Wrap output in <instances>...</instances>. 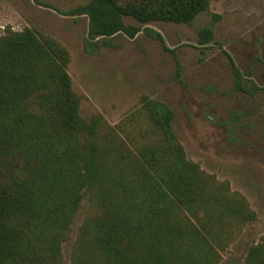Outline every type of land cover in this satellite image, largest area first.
<instances>
[{
    "label": "trees",
    "instance_id": "obj_1",
    "mask_svg": "<svg viewBox=\"0 0 264 264\" xmlns=\"http://www.w3.org/2000/svg\"><path fill=\"white\" fill-rule=\"evenodd\" d=\"M208 8L209 0H87L69 14L88 17L85 47H97L141 30L126 17L190 24ZM212 36L204 26L198 42ZM69 62L64 44L34 28L0 34V264H62L85 196L68 264L218 263L257 217L246 197L187 158L165 102L142 96L145 126L131 140L121 123L82 118ZM243 264H264V235Z\"/></svg>",
    "mask_w": 264,
    "mask_h": 264
},
{
    "label": "rangeland",
    "instance_id": "obj_2",
    "mask_svg": "<svg viewBox=\"0 0 264 264\" xmlns=\"http://www.w3.org/2000/svg\"><path fill=\"white\" fill-rule=\"evenodd\" d=\"M86 1L0 0V34L30 27L64 44L81 117L98 114L104 126L114 128L121 123V135L130 140L145 126L142 96L167 103L187 158L227 180L256 212L216 263L243 264L248 247L264 235V0H209L190 24H140L126 17L141 30L132 38H106L110 45L100 39L97 47H85L88 17L69 14ZM208 25L213 36L200 44L198 31ZM146 28L158 31L164 45ZM233 64L241 73L239 84ZM136 112L138 117L128 119ZM89 207L85 196L62 244V264L69 263Z\"/></svg>",
    "mask_w": 264,
    "mask_h": 264
}]
</instances>
